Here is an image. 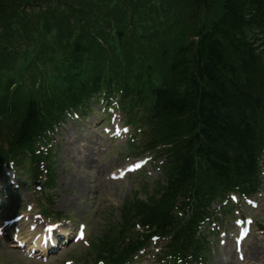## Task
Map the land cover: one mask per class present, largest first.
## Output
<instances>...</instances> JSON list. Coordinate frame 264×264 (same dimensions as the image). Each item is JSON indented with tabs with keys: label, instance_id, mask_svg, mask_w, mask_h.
<instances>
[{
	"label": "trees",
	"instance_id": "obj_1",
	"mask_svg": "<svg viewBox=\"0 0 264 264\" xmlns=\"http://www.w3.org/2000/svg\"><path fill=\"white\" fill-rule=\"evenodd\" d=\"M67 1L59 0L49 13L48 7L41 11L44 27L50 30L51 37L56 33V44L65 45L58 63L50 64L53 73L48 75L51 82L46 85V94L31 86L19 99L17 88L9 89L11 82L29 78L28 63L23 61L16 63L9 81L0 87V113L13 111L10 116L14 117L11 125L0 128V141L9 134L8 149L26 142L37 133L45 106L58 108L62 101L73 102L81 96L87 80L86 66L96 65L99 60L104 64L116 50L112 43L106 42L115 41V29L122 44L139 38L146 41L145 47L150 51L158 46L159 58L153 55L150 58L148 52L145 57L150 59L147 70L159 71L155 60L162 59L163 53L152 37L154 33L160 37L165 29H158L152 18L149 27L144 11L147 5H162L164 17L171 12L176 16L175 27L169 32L180 42L175 44L169 62L171 77H165L166 88L160 89L159 95L155 93L154 109L165 122L167 135L176 132L185 138L182 148L169 149L174 169L170 171L164 193L151 205H139L145 221L166 225L169 231L188 242L194 223L175 214L167 219L169 211L186 197L190 199L189 214L194 219L204 206L197 197L216 191L209 189L248 178L253 169V128L258 107H264V71L250 34H264V0H175L181 4L175 11L164 5L169 0H129L135 3L131 12V15L135 12V21L129 34H126V0ZM70 3L76 11H72ZM26 6L27 0H0V62L7 52L3 44L15 45L14 28L27 22ZM156 21L160 26L171 23L160 18ZM42 27V23L36 24L32 34L37 48L49 40ZM261 42L264 44V38ZM50 44L55 43L50 39ZM26 50L27 47L23 49ZM10 54L16 57L17 52L11 50ZM35 66L37 75L32 76L33 80L40 76L36 63ZM11 97H17L19 103L3 101ZM176 251H179L177 247Z\"/></svg>",
	"mask_w": 264,
	"mask_h": 264
},
{
	"label": "rangeland",
	"instance_id": "obj_2",
	"mask_svg": "<svg viewBox=\"0 0 264 264\" xmlns=\"http://www.w3.org/2000/svg\"><path fill=\"white\" fill-rule=\"evenodd\" d=\"M91 118H88V121ZM90 128H92L90 126ZM120 143H116L107 157L102 160H91V164L79 163L78 159L73 157V152L70 157L65 159L63 156L62 146H58V151L54 155L55 162V184L53 186V201L58 210L63 211L66 215L72 217L71 224L75 225L79 220H84L87 224L90 234L99 235L101 231L106 228L109 219L108 213L114 212V215L119 216V209L124 200L129 194L132 187H138V177L136 175L127 176L124 180H112L109 178V173L115 170V167L121 164V158L125 157L123 148L119 147ZM95 157V152L91 153V158ZM148 173L152 172L154 177H158L156 171L146 168ZM264 178V174H263ZM19 194L24 195L26 190L18 191ZM259 205L252 210L255 218V224L251 235L244 242L243 253L245 260L238 259L233 250L230 234L226 236L222 234L214 235L210 242V259L207 264H264V232L258 229V222H264V199L256 195ZM22 197L19 196V199ZM243 214H247L251 209L244 205L241 209ZM84 216V218H82ZM234 212L223 219L222 227L233 228L232 219ZM224 238L225 244L220 245L219 239ZM254 248V251L249 250ZM0 250L7 251L13 255V264H63L60 254L50 258L47 263H38L28 260L22 255L16 253L12 246L5 241L0 240ZM62 251H66V257L81 260L78 257L72 256L75 251L78 254L85 253L84 245L67 246ZM247 252V255H246ZM255 254V255H254ZM254 255V256H253ZM6 256V255H5ZM87 256H89L87 254ZM2 257V255H0ZM68 259V258H66ZM7 264H10L7 261Z\"/></svg>",
	"mask_w": 264,
	"mask_h": 264
},
{
	"label": "bare ground",
	"instance_id": "obj_3",
	"mask_svg": "<svg viewBox=\"0 0 264 264\" xmlns=\"http://www.w3.org/2000/svg\"><path fill=\"white\" fill-rule=\"evenodd\" d=\"M66 3H69L67 0H64ZM70 6H71V8H72V11H76V10H74V5L72 4V3H70ZM25 11V10H24ZM25 12H27V10L25 11ZM28 15H29V11H28ZM77 15H79V12L77 13ZM250 32H252V29H251V31ZM39 124H40V126L41 127H44V126H47V125H49V122H47V121H45V120H42V119H39ZM255 255V254H254ZM253 255V256H254Z\"/></svg>",
	"mask_w": 264,
	"mask_h": 264
},
{
	"label": "snow or ice",
	"instance_id": "obj_4",
	"mask_svg": "<svg viewBox=\"0 0 264 264\" xmlns=\"http://www.w3.org/2000/svg\"><path fill=\"white\" fill-rule=\"evenodd\" d=\"M125 131H127V129H125ZM80 238H82V236Z\"/></svg>",
	"mask_w": 264,
	"mask_h": 264
}]
</instances>
